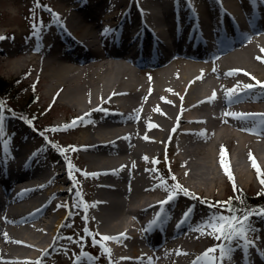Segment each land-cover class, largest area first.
<instances>
[{"label":"bare ground","instance_id":"obj_1","mask_svg":"<svg viewBox=\"0 0 264 264\" xmlns=\"http://www.w3.org/2000/svg\"><path fill=\"white\" fill-rule=\"evenodd\" d=\"M182 1L52 0L44 3L49 16L42 19L47 28L42 31L39 49L34 51L33 47L29 52L18 43L0 47L6 58L4 65L9 64L13 70L24 67L38 72L42 96L70 114L69 121L61 119L50 128L66 130L65 140L75 148L71 152L78 161L77 172L83 177L87 173L85 178L92 181L86 187L73 183L78 192L92 188L83 199L87 205H95L84 212L90 230L99 234L96 236L119 237V242L111 243L114 246L122 244L116 253L111 249L112 264H148L149 259L151 264H191L208 247V236L192 231L207 213L196 208L192 218L180 224L183 212L192 205L189 202L169 206L165 215L171 212L173 217L158 220L149 231H143L160 211L159 202L166 199L167 194L153 184L157 179L151 176L149 168L159 159L160 146L167 140H171L172 163L178 167L184 166L190 154L204 157L191 164L188 170L182 169L179 176L187 177L189 170H194L193 178L199 176L198 183L202 181L207 189L218 188L220 179L228 176L221 159L229 174L237 167L240 187L252 184L249 173L258 174L250 154L264 175V124L260 123V116L255 115L253 119L250 115L249 119L241 120L224 115L225 112L264 114V89L257 84V81L264 83V0H187L189 5L196 7L204 33L213 21L222 26L219 12L225 14L223 18L227 22L228 15L234 19L233 30L225 36L237 33L241 39L230 45L221 40L220 33L216 42L221 49L210 57L175 53L170 59L145 70L133 60L104 52L113 38L132 29L135 33L130 38H135L139 30L163 42L169 41L167 23L174 8L176 12L185 9ZM243 5L256 6L257 13L251 16L250 23L242 13ZM53 14H58L59 21ZM251 23H260L262 27L253 30ZM105 29L111 31L102 35ZM141 42L142 38L136 43L141 46ZM124 46L122 42L111 49L124 50ZM65 48L75 57H68ZM152 55L156 56V51ZM230 71L235 74L225 75ZM248 84L254 87L244 91L243 86ZM234 87L239 96L226 99L225 92ZM213 92L215 99L209 103ZM87 113L97 114V117L89 122L87 119L83 127L65 129L74 119L89 118ZM20 124V121L6 122L3 139H0V163L16 161L13 167H17V170H10L6 178H0V264H29L50 250L53 243L46 239V231L54 234L64 221L70 200L65 197L72 194L69 189L73 185L65 188V168L57 160L48 166L41 158L45 149L21 129L16 130ZM5 140L8 141L6 146ZM231 143L235 144L234 159L230 155L219 156L218 149H225ZM193 144L206 148L188 150ZM38 149L41 151L37 157L29 159ZM119 154L123 157L118 158ZM27 162L34 165L30 172H26L28 167L23 168ZM132 170L135 176L130 174ZM191 194L201 198L199 192ZM214 198L219 200V197L212 200ZM177 199L183 198L178 196ZM127 207L137 208L139 212L134 214L126 210ZM138 219H143L144 223L138 224ZM127 223L133 227H126ZM186 223L190 228L174 245L165 244L159 250L154 236V246L151 250L146 248L144 241L154 233L156 225L159 228L167 226V241L180 236L179 229ZM97 226L106 232H98ZM260 230L248 264H264L263 230ZM177 251L187 255H177ZM232 264H245L240 251L235 253Z\"/></svg>","mask_w":264,"mask_h":264},{"label":"rangeland","instance_id":"obj_2","mask_svg":"<svg viewBox=\"0 0 264 264\" xmlns=\"http://www.w3.org/2000/svg\"><path fill=\"white\" fill-rule=\"evenodd\" d=\"M51 2L52 0H39V4L41 5V7L37 8V0H3V3L0 4V35L7 38L0 40V47L5 44L13 45L14 43H18L21 44L25 50H29V52H32L33 47H35V38L30 40L28 39V37L31 33L30 25L34 22L33 17L35 16L41 21L42 19L48 17L49 15L45 10L44 3ZM194 8L196 9V7ZM49 20L51 21V23H53V20ZM169 21H171V19H169ZM5 59L6 58L4 54L0 52V79H2L7 84V86L4 88L7 92V95L5 97H0V102H3V106L7 109H4L6 110L5 113L11 114L10 116L8 115L6 120H10L11 122H21L19 128H21L24 134L33 142H38L39 146L45 149V151L41 155V158L46 161L48 166L51 165L53 160H57L60 162V166L65 168L66 170L65 175H63V179L65 180V188H70V186L75 182L79 184V186L83 187L91 184V179H86L77 171L71 174L74 179L69 178L66 161L65 159H62V156L67 155L66 157L70 158L71 164L74 166V168L75 166H78V161L74 153L71 152L72 150H69V145L65 140L66 130L46 132L43 137L39 134V132H42L44 129L50 128L51 124L54 122H57L61 119L69 121L71 119L70 114L65 113L62 110L61 106L57 103L51 102L42 96V80L38 79V72H34V70H26L24 67L20 70H13L9 64H3V62H5ZM8 62L9 61H7V63ZM236 81H240V79H237ZM25 105L27 106L26 110L23 109V106ZM19 111L24 112L25 119L17 115V112ZM96 117L97 114H92L89 118L82 119L76 127L72 128L83 127V125L87 123V119L89 122L91 120H94ZM37 137L41 138L38 139ZM45 137L47 138L48 143L45 142ZM15 143H17V140ZM52 144H58L60 147L66 149V151L61 154L58 149H54L51 147ZM253 145L255 144H252L251 146ZM171 147V140H167V142L160 146L159 159L154 160L158 161V163H151L150 165L149 173L153 178L157 179L156 182L153 181L154 185L160 182L159 176L162 175L166 178V183L169 186L178 183L190 193L199 192V194H201V198L209 202L227 201L230 197H234V195H236V193H234L233 191V181H230L228 176L222 177L220 179L221 184L216 189H212L211 187L207 189L205 186H203V183H201L202 181L198 183L200 177L196 176L195 178H193V174L195 172L194 170H189L190 176L188 175V178L180 177L179 173L182 169L188 170L189 168H191V164L200 162L204 157L190 154L189 156H186L187 160L184 166L180 165L178 167L172 163V155L170 151ZM219 147L220 146L218 145L217 148ZM194 148H206V146L204 147L203 145L201 146L193 144L191 147H189V149H187L192 150ZM234 149L235 144L233 143L229 144L225 149H218L219 156L230 155L233 158V152H235ZM107 151H110V149H108ZM76 153L80 154V151H76ZM121 157L123 156L119 154L118 158ZM233 159H231L230 162H232ZM242 160L244 162V159ZM153 168H155L157 172L151 171V169ZM121 174H123V172ZM130 174L134 176L136 175L133 170ZM230 175L233 177L235 187L236 189L240 190L239 194L242 196V198H244L247 206H264V194L258 195V193H264V185H261L260 183V179L264 178L263 173L260 172L259 175L252 172L249 173L252 184L248 187H240L238 185L237 181H239L238 178L240 175L238 174L237 167H234V170L232 174L230 173ZM173 176L176 178L175 180L171 179V177ZM71 188L72 194L65 197V200L68 197H70V200L68 201L69 206L64 221L59 225L54 234H52L51 231H46V239L53 243L52 248L44 252L41 257H39L35 261L33 260L29 264H41V262L42 264H73L74 259L82 250L81 245L83 246L84 251H87L93 256H99V259L95 262V264H109V259L101 254L99 247L92 246L91 240L93 239V237L84 234L83 229L85 227H87L90 232L92 231L90 230L89 224H87V222H85V220L83 219V217L85 216L83 209H74L72 207L73 198L78 191L73 187ZM160 190L165 192L162 189ZM91 191L92 188L84 189V191L81 192V199L83 200L85 197H87L89 195V192ZM213 197H219V200H217L216 198L212 200ZM194 200L198 202L189 201L188 198H183L179 200V202H189L190 204L195 205L196 208L200 209L201 211L205 213L208 212V208L206 205L201 204L198 199ZM128 208H130L131 210H137V208L132 209L131 207H127L126 210ZM70 213L71 215H69ZM253 219L255 220V217ZM258 224L263 225L262 230L264 231V222H257L256 226ZM62 225H71V227H62ZM126 225V227L131 226L128 223ZM135 226L136 224H134V227ZM189 228L190 224L186 223L179 229L178 233L180 236L170 237L167 241L165 240L166 237L164 235L160 236L159 238L162 239L157 240V246L159 247L158 249L161 250L163 248V245L165 244L174 245L177 238L181 239L182 236L187 233V229ZM44 229L46 230V228ZM96 230L98 232H106L101 226H97ZM69 236L72 237L71 241L67 239V237ZM94 238L99 240L100 236H95ZM208 239L210 241L208 243L207 249L218 243L210 236H208ZM111 243L112 241L107 242V247L110 250L112 249L114 253L121 249L122 244L115 243L117 245L114 246V244L111 245ZM144 243H146V248L150 250L151 246L154 245V243L150 244L148 241H144ZM125 247L128 249L126 245ZM112 255L113 253H111V262L113 261ZM84 264H90V262L84 261Z\"/></svg>","mask_w":264,"mask_h":264},{"label":"snow or ice","instance_id":"obj_3","mask_svg":"<svg viewBox=\"0 0 264 264\" xmlns=\"http://www.w3.org/2000/svg\"><path fill=\"white\" fill-rule=\"evenodd\" d=\"M36 7L37 8L41 7V5L39 4V0H37ZM48 11L51 12L50 9H48ZM53 16L57 21H59L58 14H53ZM33 21L34 22L30 25L31 33L28 39L31 40L35 38V48H34L35 51L41 47L42 31L47 28V25H45L43 21L39 20L35 16L33 17ZM109 31L111 30L105 29L102 35L108 33ZM6 38L7 37H0V40ZM257 59H260V57H257ZM213 71H215V69H213ZM234 74L235 73L233 71H230L225 75L231 76ZM245 75H248V73H245ZM257 84L260 86L261 89H264V83L257 81ZM253 87L254 85L252 84L244 85L243 90L250 91ZM215 95H216L215 92H213L212 97H210L207 102L209 103L212 102L215 99ZM238 96L239 93L236 91L235 87L225 92V98L228 100L237 98ZM96 110L104 111L103 109H96ZM155 110L158 111V109ZM3 112H4L3 102H0V139H3L4 136L3 125L6 123V117L3 115ZM85 115L86 116L90 115V113H87ZM224 115L232 116L234 118L241 120L249 119L250 115L252 116L253 119H255V115H259L260 123L264 124V114L245 115L239 113L225 112ZM82 119L83 117L74 119L69 125L65 126V129L76 127L78 121ZM149 127H151V125ZM60 130L61 129L59 128H47L44 129L42 132H39V134L43 137L46 132H57ZM174 130L175 129H173V131ZM201 135H203V133H201ZM144 138L147 139V137ZM45 142L48 143L46 137H45ZM7 143L8 141L5 140L4 141L5 146L7 145ZM51 147L54 149H58L61 154H63L66 151V149L60 147L58 144H52ZM69 150L74 151L75 148L73 146H69ZM40 151L41 149H38L36 152L32 154V156L29 159H35ZM249 158L250 160H252L253 167L256 168L257 173L259 175L260 169L256 165L254 159L251 157V154ZM145 160L147 162V158H145ZM65 161L69 172V178L74 179V177L71 174L77 170L71 164L70 158L65 157ZM152 163H158V161H153ZM221 166L224 168L225 174L228 175L229 180L233 181V191L234 193H236L234 197H230L227 201L209 202L203 198L195 197L193 194L188 192V190L184 189L178 183L169 186L166 183V178L162 175L159 176L160 182L157 184V188H160L166 192L167 194L166 199L159 202L160 211H158L155 214L153 220H151L149 224L145 226L143 231L145 232L149 231L152 228V226L155 225L162 216H164L165 212L167 211L165 206L172 204L180 194H184L185 196H190L192 199H198L201 204L206 205L208 208L207 215L202 216L201 219L196 222L195 226L192 228V231L198 232L201 236H210L218 243L206 249L202 254H200V256L196 257V259L193 260L191 264H225V262H227V264H232L234 255L237 251L241 252L242 260H244L245 264H247V262L251 260L250 253L252 250L256 248V242L259 240L260 229L256 227V223L264 222V206H247L246 202L239 194L240 190L236 189L233 177L229 174L228 167L224 164L223 159H221ZM148 170L149 169H146V171ZM151 171L157 172L155 168L151 169ZM84 175L87 178L88 174L85 173ZM171 179L175 180L176 178L173 176L171 177ZM260 183L261 185H264V178L260 179ZM73 188H75V184H73ZM69 191L71 192L72 188H70ZM261 194L264 193H258V195ZM81 196H82L81 192L76 193L75 197L73 198L72 207L74 209L82 208L83 211L86 213L89 206L94 207L95 205L94 204L87 205L81 199ZM65 206L66 205H60L59 207H65ZM195 209H196L195 205L189 206L183 212L180 224H183L188 220H190L193 214L195 213ZM69 215H71V213ZM254 217L255 220L253 219ZM83 219L87 221L88 219L87 215H85ZM165 219H167L166 216ZM62 227H71V225H62ZM83 231L85 235L93 237V239L91 240L92 246L93 247L98 246L101 254L109 259V264H112L111 250L107 247V242L109 241L119 242V237L101 235L100 239L97 240L94 237L96 235H99L98 233L90 232L87 227H85ZM121 236H123V234H121ZM253 237H255V239ZM67 239L71 241L72 237L69 236L67 237ZM81 248L82 250L74 259L73 264H80L81 261L90 262V264H95V262L98 261L99 256H93L87 251H84L82 245ZM246 253H248L247 256H245ZM176 254L187 255V253H182L179 251H177ZM257 255H259V251L257 252ZM148 264H151L150 259L148 261Z\"/></svg>","mask_w":264,"mask_h":264},{"label":"trees","instance_id":"obj_4","mask_svg":"<svg viewBox=\"0 0 264 264\" xmlns=\"http://www.w3.org/2000/svg\"><path fill=\"white\" fill-rule=\"evenodd\" d=\"M7 86V84L2 80L0 79V97H5L7 95V92L6 90L4 89L5 87ZM1 101V100H0ZM27 106H23V109L26 110ZM17 114H19L21 117H24L25 118V115H24V112L22 111H19L17 112ZM244 199V198H243ZM245 201V200H244Z\"/></svg>","mask_w":264,"mask_h":264}]
</instances>
